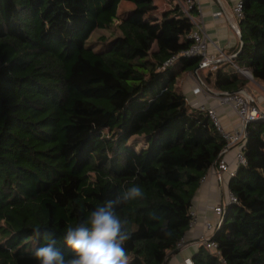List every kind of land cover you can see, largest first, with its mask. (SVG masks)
<instances>
[{
  "label": "trees",
  "instance_id": "obj_1",
  "mask_svg": "<svg viewBox=\"0 0 264 264\" xmlns=\"http://www.w3.org/2000/svg\"><path fill=\"white\" fill-rule=\"evenodd\" d=\"M119 1L0 0V264H39L32 252L46 241L36 228L71 257L67 226L134 184L143 198L115 207L130 234L128 264H164L226 150L207 113L175 89L201 62L180 55L194 29L182 6L165 0L171 7L158 14L154 0H123L134 7L118 17ZM240 2L241 50L197 72L211 90L247 84L235 66L264 84V0ZM113 26L117 34L90 43ZM245 125V163L228 181L237 201L210 237L220 253L199 245L193 264H264V120Z\"/></svg>",
  "mask_w": 264,
  "mask_h": 264
},
{
  "label": "crops",
  "instance_id": "obj_2",
  "mask_svg": "<svg viewBox=\"0 0 264 264\" xmlns=\"http://www.w3.org/2000/svg\"><path fill=\"white\" fill-rule=\"evenodd\" d=\"M174 1L181 6L185 5L179 0ZM235 1L236 0H196L197 9L196 13L192 15L193 21H196L199 24L202 23L204 25L205 35L209 39L207 43L208 54H215L217 50L216 48H220L221 55L217 54V56L219 55L217 58L218 61L223 59L228 60V57H232V55L235 54V48L240 43L236 31L234 32L231 25L232 22H235L232 12ZM159 3L162 5L164 3V8L171 7V4L165 0H154V4L157 5L158 8L159 5H161ZM218 11L221 13L217 16H214V14ZM224 56H226V58ZM196 68V72H194V70H186L183 71L180 76H178L175 82L176 91L181 93L182 96L185 97L186 102L195 109L202 105L215 109L217 112L219 125H221L223 129L229 131L238 129L240 125V119L233 108L227 104L218 103V100L214 96L207 95L204 91L198 93L193 91V89L196 87V76L200 80L199 74H197L198 70L201 68H206V66L204 65L201 68ZM200 84H202L201 80ZM247 88L252 90V88L248 85V82L237 89H244L248 92L249 90H247ZM209 90L214 91L215 94L216 92H220L213 89ZM252 92L254 91L252 90ZM250 96L251 98L253 97L252 99H254V102H256V94ZM256 99H259V102H257V107H260V111L264 114V100H262L264 97L258 95ZM236 152V148H231L225 150L221 155V159L227 163L229 170L233 173L238 167V162L236 161L235 157ZM230 176L231 175L228 174V172L225 173L217 171L215 165L207 170L200 182V185L193 194V199L190 206V213L193 218H196V220H194V222L188 227L181 242L182 245L168 252L164 264H185V260L188 257L192 258V255L199 247L198 241L200 237L205 235L211 236L214 233L213 231L220 222L221 218L213 212V207L223 205L226 206L228 203H230L228 196V194L231 193L228 189V181ZM206 222L210 224V227L206 226Z\"/></svg>",
  "mask_w": 264,
  "mask_h": 264
},
{
  "label": "clouds",
  "instance_id": "obj_3",
  "mask_svg": "<svg viewBox=\"0 0 264 264\" xmlns=\"http://www.w3.org/2000/svg\"><path fill=\"white\" fill-rule=\"evenodd\" d=\"M143 196L142 187L134 184L98 204L77 224H69L63 234L64 246L73 253L68 258L55 246L53 233L34 229L36 237L46 243L35 248L33 257L39 264H128L123 245L130 234L125 229L127 221L116 215L115 207Z\"/></svg>",
  "mask_w": 264,
  "mask_h": 264
},
{
  "label": "built area",
  "instance_id": "obj_4",
  "mask_svg": "<svg viewBox=\"0 0 264 264\" xmlns=\"http://www.w3.org/2000/svg\"><path fill=\"white\" fill-rule=\"evenodd\" d=\"M185 5L182 6L183 11L185 14L189 17L190 21L194 23L195 27L192 30V32L189 34V37L193 39L192 44L190 45L189 48L183 50L180 55H197L201 57V63H203L205 66H212V69L215 68V61L217 60L218 56L217 54L221 55V50L220 48H216V53H212L211 55L208 54L207 52V43H208V38L205 35L204 31V25L202 23H197L196 21H193L192 15L189 14L188 10L192 7V5H196V0H185L183 2ZM233 16L235 19V22H232V28L234 32L238 30V19L242 16V2L240 0H236L234 2V6L232 9ZM221 12L218 11L217 13L214 14V16H217ZM234 56V54L232 55ZM226 58V56H224ZM177 58L176 56H172L171 59L167 61V63L171 62ZM229 60V57H228ZM232 62L233 60H229ZM236 69H239L243 71L244 73H247L248 76L251 75L247 69L245 68H240L238 66H235ZM195 93L204 91L207 95L214 96L217 100L218 103L220 104H227L231 108L235 110V112L239 115L241 124L239 125L238 129L236 130H225L222 128L221 125H219L218 121V116L217 112L213 108L206 107L205 105L197 107L200 111H204L207 113L208 117L216 126L217 130L219 133H221L222 138L226 141V150L231 149V148H236V161L238 162V165L240 163H245L244 160V154H243V148H244V140L246 137V130H245V125L244 123L252 120H264V114L258 109V107L251 102V98L249 97L248 93L244 89H237L236 92H223L220 91L219 93L214 91H210L208 88L204 87L202 84H200L199 78L196 76V87L193 89ZM216 169L219 172H228V174L232 175L233 172L229 170L227 163L221 159L219 164H216ZM229 196V201L230 202H236L235 196H233L231 193L228 194ZM224 210L225 206H215L213 207V212L217 214L221 219L222 216L224 215ZM196 220V218H193L190 225ZM206 226L210 227V224L206 222ZM212 236V235H211ZM211 236H201L198 245H204L206 248L210 249L214 254L219 255V249L217 247V244L211 240ZM182 243L180 242L178 244V247H180ZM185 264H193V261L191 258H187L185 260Z\"/></svg>",
  "mask_w": 264,
  "mask_h": 264
},
{
  "label": "rangeland",
  "instance_id": "obj_5",
  "mask_svg": "<svg viewBox=\"0 0 264 264\" xmlns=\"http://www.w3.org/2000/svg\"><path fill=\"white\" fill-rule=\"evenodd\" d=\"M159 4H161V3H159ZM164 6H165V4L163 3V5L161 4V5H159V11H158V14H160V11H163L164 9H162V8H164ZM134 7V5H132L131 3H127V2H125V1H123V0H120L119 1V3H118V7H117V9H116V11H117V14H118V17H120V16H122L123 14H125L127 11H129V9H131V8H133ZM162 9V10H161ZM118 33V31H117V29L115 28V26H113L111 29H97V30H95V32H93L92 33V35H91V37H90V39H89V41H90V43H92V44H96V45H101L100 43L102 42L101 40H102V38H104V39H109L110 37H112V35H114V34H117ZM154 48H155V45H154ZM219 56V55H218ZM221 57H223V56H221ZM217 61L218 60H216L215 61V63H217ZM212 66L213 65H210V66H206V69L207 68H211L212 69ZM237 70V72L240 74V76L243 78L244 77V79L248 82V85L252 88V90L254 91V92H252V90H249L248 88H247V90H249V91H251V92H247V93H249L250 95H252L253 96V94H256V97H258V95H261L262 97H264V84L263 83H261V82H259V81H257V80H253V78L251 77V75H249L248 76V74L247 73H244L243 71H241V70H239V69H236ZM248 94V95H249ZM249 95V97L251 98V96ZM256 97H255V100H256V102H255V105L256 106H258V103L257 102H259V99H256ZM253 98V97H252ZM252 98H251V102H252ZM254 100V99H253ZM260 100H261V98H260ZM262 100H264V99H262ZM252 103H254V102H252ZM260 107H258V109H259ZM260 110V109H259ZM237 114V113H236ZM238 115V114H237ZM238 117H239V115H238ZM239 119H240V117H239ZM246 123V122H245ZM245 123H244V125H245ZM240 124H241V120H240ZM245 127H246V125H245ZM133 138H135V139H137L138 140V143H137V148H141V146L144 144L143 143V140H142V138H137L136 136L135 137H133ZM134 140V139H133Z\"/></svg>",
  "mask_w": 264,
  "mask_h": 264
},
{
  "label": "water",
  "instance_id": "obj_6",
  "mask_svg": "<svg viewBox=\"0 0 264 264\" xmlns=\"http://www.w3.org/2000/svg\"><path fill=\"white\" fill-rule=\"evenodd\" d=\"M236 34H237V37L239 38V41H240V43H239V49H238V51H237V52H239V51L241 50V47H242V38H241V36H240L239 29L237 30ZM237 52L234 54V56L229 57V60H233V59L236 57ZM202 66H204L203 63L199 64V65H198V68H201ZM196 70H197V68L194 69V72H196ZM251 77H252V76H251Z\"/></svg>",
  "mask_w": 264,
  "mask_h": 264
}]
</instances>
